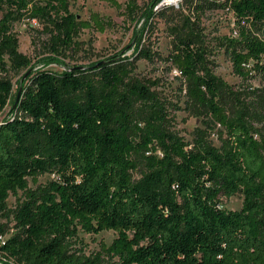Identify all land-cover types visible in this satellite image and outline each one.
Returning a JSON list of instances; mask_svg holds the SVG:
<instances>
[{
	"label": "trees",
	"instance_id": "trees-1",
	"mask_svg": "<svg viewBox=\"0 0 264 264\" xmlns=\"http://www.w3.org/2000/svg\"><path fill=\"white\" fill-rule=\"evenodd\" d=\"M70 1L0 0V73L32 67L19 52L16 22L42 26L47 63L77 49L83 29L114 26L97 13L80 20ZM102 1L146 25L162 0L144 11L137 0ZM183 7L195 20L187 15L172 29L168 60L183 80L187 110L205 127L191 143L168 128L165 106L131 77L128 59L32 71L14 99L17 115L0 125V218L14 223L5 240L0 223V255L19 264H264V92L241 99L209 69L200 27L205 8H228L238 35L222 46L234 72L251 78L264 69V0ZM136 53L156 56L140 45ZM12 94L11 81L0 79V111ZM46 173L55 178L29 188ZM19 191L23 199L9 208ZM237 194L240 209L222 207L221 197ZM109 230L116 237L97 253L73 246L80 231Z\"/></svg>",
	"mask_w": 264,
	"mask_h": 264
},
{
	"label": "rangeland",
	"instance_id": "rangeland-1",
	"mask_svg": "<svg viewBox=\"0 0 264 264\" xmlns=\"http://www.w3.org/2000/svg\"><path fill=\"white\" fill-rule=\"evenodd\" d=\"M124 6L126 0H117ZM141 9H150L156 0H137ZM163 1V0H162ZM159 2L153 8L152 19L146 23L142 18L127 19L121 11L116 10L102 0H71L70 10L80 20H88L93 13L102 18L109 19L114 26L101 33L97 30L83 29L75 39L77 49L54 55L58 62L47 63L51 53L46 45V35L42 26L35 20H23L16 22L13 31L19 39V52L31 61V68L20 72L9 70L0 73V79L6 78L13 85V94L5 108L0 111V125L5 119L17 115L16 103L18 94H22L23 87L28 84V75L37 69L52 72H61L66 66L80 68L92 66L93 63H103L111 60L128 59L131 66V77L149 86L158 100L165 106L167 112V126L176 131L187 142H192L197 130L205 126L202 118L190 114L186 107L184 96V83L172 63L168 60L173 40V30L183 24L184 17L190 14L183 7L185 0L172 3ZM210 2L222 3L225 0H209ZM235 17L228 8L212 7L205 8L201 18L203 31V43L206 48L207 66L221 80L230 85L235 92L240 94L241 99L252 100L254 92H264V69L253 71L252 77L242 79L234 70L233 65L222 46L223 39L236 37L238 29ZM145 47L155 53L152 61L137 58V46ZM64 63V64H61ZM9 67V63H8ZM16 98V103L14 99ZM219 129V126L214 128ZM214 133V132H212ZM210 140L219 146V140L212 134ZM55 175L46 173L39 176L36 181L29 179V188L36 189L53 180ZM139 178V175H135ZM23 199L21 191L17 195H10L7 204L14 208L18 201ZM222 207L227 210H238L242 206V196L237 194L230 198L221 197ZM0 223L6 224L9 232L3 238H8L13 232L14 223L0 218ZM116 233L112 230L103 231L99 234H87L80 231L77 240L73 243L75 249H81L86 255H92L100 251L101 244L110 245ZM0 261L4 264H19L0 255ZM107 264H118L116 259Z\"/></svg>",
	"mask_w": 264,
	"mask_h": 264
},
{
	"label": "bare ground",
	"instance_id": "bare-ground-1",
	"mask_svg": "<svg viewBox=\"0 0 264 264\" xmlns=\"http://www.w3.org/2000/svg\"><path fill=\"white\" fill-rule=\"evenodd\" d=\"M167 3H172V2H176L178 0H165Z\"/></svg>",
	"mask_w": 264,
	"mask_h": 264
},
{
	"label": "built area",
	"instance_id": "built-area-1",
	"mask_svg": "<svg viewBox=\"0 0 264 264\" xmlns=\"http://www.w3.org/2000/svg\"><path fill=\"white\" fill-rule=\"evenodd\" d=\"M162 3H165V0L162 1ZM177 71V70H176ZM177 73L179 74V72L177 71Z\"/></svg>",
	"mask_w": 264,
	"mask_h": 264
},
{
	"label": "water",
	"instance_id": "water-1",
	"mask_svg": "<svg viewBox=\"0 0 264 264\" xmlns=\"http://www.w3.org/2000/svg\"><path fill=\"white\" fill-rule=\"evenodd\" d=\"M20 96V93L18 94V97Z\"/></svg>",
	"mask_w": 264,
	"mask_h": 264
}]
</instances>
